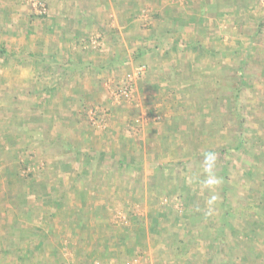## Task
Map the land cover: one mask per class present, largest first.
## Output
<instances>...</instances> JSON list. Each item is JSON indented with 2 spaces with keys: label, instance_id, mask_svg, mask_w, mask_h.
Segmentation results:
<instances>
[{
  "label": "rangeland",
  "instance_id": "obj_1",
  "mask_svg": "<svg viewBox=\"0 0 264 264\" xmlns=\"http://www.w3.org/2000/svg\"><path fill=\"white\" fill-rule=\"evenodd\" d=\"M39 1L46 5L45 1ZM186 1L193 4L192 2L197 0H184ZM259 4L257 10L264 12V0H260ZM24 5L37 18L47 14V5L43 14L36 13L38 10L35 11L27 4ZM149 13L147 10L140 11L138 17L143 25L148 22ZM261 16L264 17V14ZM251 30L249 29L248 35L251 34ZM229 42H227L228 46L233 48L234 43L231 39ZM236 42L239 43L240 50L242 49L239 54L225 52L214 58L207 57V65L213 63V66L207 70L206 93L207 98L212 99V102H207L205 95L199 92V99L202 98L204 102L194 103V109L199 114L207 112V119H190L193 121L192 125L201 130L198 133L195 127L186 128L189 120L185 118L168 119L165 111L157 106L159 102L150 97L153 95L147 94L145 98L144 92H139L140 82L147 71L145 64L141 63L146 71L136 83L137 89L131 103H127L124 99L115 101L113 96L116 90L113 89V83L125 74L133 72L138 65L128 70L110 71L105 79L106 87H103L101 99H95L87 106L86 113L84 112L87 114V120L81 116L77 124L82 123L85 130L89 131L88 135L92 134V143L100 147L106 146L105 135L109 134L110 127L119 129V132L123 130L124 134L133 136V144H137L138 147L141 145V151H145L142 155L143 163H147L142 170L126 168L122 175L116 173L115 176L120 178L128 177L127 183L116 187L115 184L111 186L110 182L103 183L100 193L92 195L91 198L89 194L84 195L81 202L86 206L80 208L83 224L81 226L79 224L76 228L72 218L75 214L73 210L80 204L79 197L75 191H70L65 185L55 188V181L57 172L64 174L63 171L66 170L58 165L59 158L71 160L70 155L61 156L62 149L58 145L65 144L67 140L78 142L76 137L79 135L77 134L79 125L74 127L76 124L70 123L71 120L67 122L68 124L61 120L53 124L56 126L54 130L52 129L53 132L46 128L48 117H45V114L52 115L49 118L51 121L55 113H45V97H43L45 71H2L3 82L4 80L14 82L13 79L23 75V79H29L34 75L33 79L40 80V83L34 85L33 96L24 93L20 95V87L17 88V95L10 96L8 94L10 87L3 83V95L0 97V136L4 135L2 163L13 171L16 170L19 160L26 161L36 175L31 181H25L27 184L23 181L21 188L17 182L0 176V235L2 236L5 231L4 218H6L8 223L11 221L18 224L20 244L34 240L33 233L31 234L26 227L25 219L18 215L20 209L16 206L18 203L14 201V196L19 191L28 193L26 203L40 212L37 214L41 219L32 222L45 224V234L50 242L47 245L50 246L48 250L52 251L56 247L54 242L61 241V246L66 247L67 251L63 252L60 249L62 253L58 255H76L77 257L74 258L76 262L73 264H184V261H176L173 258L175 254H179L177 257L185 258L188 253L186 246L190 233L184 222L187 218L185 213L186 208L195 204L197 195L199 196L197 206L206 203L207 211L210 212L207 216V224H212V231L218 233L220 224L227 221L237 223L238 227H245L243 232L246 233L239 231L237 237L240 234L248 235L246 229L251 227V221L259 218L258 214L264 216V26L253 38H246L244 35ZM88 45L96 51L105 48L102 38L96 35L88 39ZM232 92L237 93L236 102H231L230 98H221L224 95L229 96L230 93L232 95ZM172 104L171 112H182L179 111V104L177 106L175 102ZM221 104L230 107V111L219 112L218 108ZM54 105L53 107L57 109L58 103ZM143 116L145 121L138 125L134 123L135 119L141 120ZM155 116L159 117L156 121L153 120ZM91 117L104 122L105 127L97 128L90 124ZM147 127L150 133L145 134ZM101 139L104 140L103 143ZM83 141L87 143V140ZM234 144L240 145L241 148L237 151H229L231 154H222V150ZM66 147L68 152L69 148H75L77 145ZM208 151L213 152L212 155L215 157L210 172L205 171L204 163ZM75 170L65 172L72 178L81 180L91 176L94 178L95 171H98L94 167L85 169L84 173H81L82 170L79 168L78 171ZM210 176L215 177L219 183L206 187L204 182ZM99 186L101 187V184ZM45 192H56L62 194L61 198H65L61 206L55 208L56 213L50 211L54 209L53 198L46 197ZM128 192H131V197L126 195ZM40 194V199H36ZM201 196L207 198L201 199ZM105 203L110 207L107 210L111 211L109 214L97 210V213L89 211L90 208L94 210L96 205ZM83 210L86 212L83 213ZM165 211L167 215L158 224L154 218H157V214L158 217L161 216ZM225 212L228 214L222 217ZM50 214H54L52 221L48 220ZM176 215L181 217L179 221L176 220ZM13 216H17L18 219L14 220ZM44 219L45 223H42ZM259 223L262 226L260 231L262 234L257 232L249 239L256 244L263 240L260 246H264V223L261 221ZM43 234L44 232H41V236ZM227 234L232 236L231 238L236 237L231 235L230 231ZM135 238L140 242L139 246L134 248L133 253H129L127 250L131 248L127 249L126 242ZM117 240L118 243L123 242L121 243L123 248L116 247ZM180 243L181 252L177 253ZM255 250L257 253L262 252L261 249ZM20 251L16 250L6 258H2L0 253V264H10L9 261L14 255L18 257L22 254ZM115 252L118 253H116L117 257L111 258L110 255ZM40 255L44 256L45 250L41 251ZM87 255L97 259L85 261ZM59 260L62 261L63 257H59Z\"/></svg>",
  "mask_w": 264,
  "mask_h": 264
},
{
  "label": "crops",
  "instance_id": "obj_2",
  "mask_svg": "<svg viewBox=\"0 0 264 264\" xmlns=\"http://www.w3.org/2000/svg\"><path fill=\"white\" fill-rule=\"evenodd\" d=\"M43 1L47 5V14L37 18L21 0H0V97L3 95V83L10 87L8 91L10 96L17 95L19 87L20 95L24 93L33 96L34 85L40 83V80L33 79L34 75L29 79H23V75L13 79L14 82L11 80L3 82L2 71H45V93H43L45 113H55L51 121L49 118L52 115L45 114V117H48L46 128L54 130L56 126L53 124L61 120L64 123L71 120L70 123L76 124L74 127L79 125L77 126L79 135L76 137L78 140L74 139L78 142L67 140L61 145L57 142L62 149L61 156L71 157V160L59 158L58 165L66 168L65 171L71 169L78 171L79 168L82 170L81 173H84L85 169H93V167L98 171H95L94 178L90 175L91 177L81 180L72 178L65 171L64 174L57 172L55 188L65 185L70 191H75L79 197L80 204L73 213L86 206L81 202L84 195L89 194L91 198L92 195L100 193L103 183L110 182L111 186L115 184L116 187L128 182L126 180L128 177L120 178L115 176L116 173L122 175L126 168L142 170L147 163H143L142 155L145 151H141V145L138 147L137 144H133V136L124 134L123 130L119 132V129L110 127L108 129L110 135H105L106 146L101 145V148L92 143L91 132V135H88L89 131L85 130V126L82 123L77 124L81 116L87 120L85 114L87 106L95 99H101L103 87H106L105 79L110 71L128 70L141 63L145 64L147 71L140 82L139 92H144L142 94L145 98L147 94L153 95L150 97L159 102L157 106L165 111L168 119L185 118L189 120L188 123L185 122L186 128H194L192 120L207 119V112L199 114L194 109V103L204 102L202 98L199 99V92L205 95L207 102H212V99L207 98L206 93L207 70L213 66V63L207 65V57L214 58L225 52L239 54L242 49L240 50V45L236 41L242 39L244 35L246 38H253L264 26V17L261 16L264 12L257 10L260 7V0H197L192 2L193 4L184 0ZM141 10L150 12L145 25L138 17ZM249 29L252 30L248 35ZM95 35L102 38L105 48L96 51L88 45V39ZM230 39L234 43L233 48L227 44ZM222 97L230 98L234 103L237 100V93L232 92V95L230 93L229 96ZM153 99L151 100L154 101ZM56 102L57 109L53 107ZM174 102L176 106L180 105L179 111L182 112H171L170 108ZM226 107L221 104L218 111L227 110ZM194 129L197 133L201 131L196 127ZM145 130V134L150 133L149 127ZM83 140H87V143ZM100 141L103 143L104 140ZM69 145L73 147L77 145V147L69 148L66 152V146ZM85 153H88V158L84 157ZM71 162L72 164H68ZM130 193L126 195L131 197ZM48 196L54 200L57 198L62 203L65 200L64 197L61 198L62 194L56 192L47 193L46 197ZM204 198L201 196V199ZM195 199V204L186 208L187 218L185 217L184 220L190 233L186 246L188 253L185 258L177 257L179 254H175L174 260L184 261V264H264V246H260L263 240L256 244L249 239L257 232L261 233L262 226L259 222L264 223L262 214H258L259 218L251 221V227L246 229L248 235L240 234L237 237L239 231L243 232L245 227H238L237 223L227 221L220 224L219 232L216 233L212 231V224H207V216L210 212L207 211L206 203L197 206L199 196L197 195ZM99 205H96L94 210L90 208L89 211L97 213V210L106 215L111 212L99 209ZM50 211L56 213L57 210L50 209ZM36 213L40 212L36 211ZM226 214L228 212L220 215L223 217ZM25 223L30 231L44 232V239L31 240L30 243L23 245L18 242L19 246L25 247L23 249L25 253L18 257L14 255L9 261L10 264L76 262L74 259L76 255H58L62 253L60 249L63 252L67 251L66 247L61 246V241L54 242L56 247L52 251L48 250L50 246L47 245L50 242L48 240L45 244V224ZM42 223H45V219ZM207 226L210 228L208 229ZM228 231L236 237L228 236ZM1 242L4 246L3 241H0V245ZM121 243L123 242L118 243L117 240L116 247H122ZM31 247L39 249L35 251L34 256L29 257L27 252L32 249ZM181 247L180 243L177 253L181 252ZM254 248L261 249L262 252L257 253ZM43 250H45L44 256L40 255ZM116 253L111 254L110 257H117L118 253ZM9 256L2 255V258ZM59 257H63V260L58 261ZM86 257L85 261L97 259L96 257L92 259L90 255Z\"/></svg>",
  "mask_w": 264,
  "mask_h": 264
},
{
  "label": "trees",
  "instance_id": "obj_3",
  "mask_svg": "<svg viewBox=\"0 0 264 264\" xmlns=\"http://www.w3.org/2000/svg\"><path fill=\"white\" fill-rule=\"evenodd\" d=\"M227 110L230 111V107H228ZM3 136H4L3 134H2V136H0V137H2V138H0V168H1V172H0L1 175L0 176H2V178L4 177L6 179L10 178V180L12 182H14V181L17 182L18 185H19V188H21L23 181L24 182L25 181H31V179L35 178L36 173H35V171L32 170V168H30V164H28V162H26V161H20L19 160L18 163H17L18 166L16 167V170L15 169L13 170L14 172L12 170H10L7 166L5 167L3 165L2 159H1L2 152L4 151V146H2L4 144ZM240 148H241L240 145H237V144L235 145L234 144V146L232 145V146H229L226 149L222 150V154L223 155H227V153H230L229 151H237ZM207 153L208 154L209 153L212 154L213 152L208 151ZM84 157L88 158V153H85ZM223 157L225 158V156H223ZM2 166H3V169H2ZM11 173H12V175H11ZM23 185H25V184H23ZM30 187H32V186H30ZM30 189L33 191L32 188H30ZM32 191H30V193ZM47 193L48 192H45V196L47 195ZM27 195H29V194L28 193H24L22 191H19L17 193V195L14 196V201H16V204L18 203L16 206L18 207V209H20V211H19L20 213L18 212V215L23 217V219H25L24 221L27 222V223L28 222H32V221L37 220V219L40 220L41 217L39 216V214H37L36 211L34 209H32L30 204L26 203ZM40 197H41V194L36 199H40ZM61 204H62V202L57 200V198H55V200L53 199V207H54V209L57 208L58 206H60ZM109 208L110 207L106 203L99 205V209H103V210L107 211ZM54 209L52 208L51 210H54ZM83 213H84V210H83ZM81 214H82V212L80 210H76L75 214L73 215L72 219H73V222L75 223V228L79 224H80V226H81V224H83L82 220H81L82 217L80 216ZM53 215L54 214L48 215V218H49L48 220L52 221L53 220ZM166 215H167V211H165L159 217H158V214H157V218H154V220L157 221L158 224H160L161 223L160 221H162V218L164 216H166ZM17 216H13L14 220L18 219L19 216L18 217ZM176 216H177L176 220H178L180 217H179V215H176ZM4 221H5V229H4L5 231L2 233V236L0 235V241H3L4 246L2 245V242H1L0 253L2 255H10V253L12 254V253L16 252V250H21L20 252L25 253L23 251L24 248L19 246V243H18L21 240V238L19 236L20 235V230H15V229H17L18 224L14 223V222H11V221L10 222L12 224L10 222L8 223L6 218H4ZM31 233H33V237H34L35 241H43L44 237L41 236V232H38L37 230H31ZM47 241H48V238H47V235L45 234V244L47 243ZM139 243L140 242L137 241V238H135L133 240H130V242H126L127 249L131 248V249H128L127 251L129 253H133L134 248H137L139 246ZM37 249H39V248L33 247L31 250H29L27 252V253H29V257L34 256L35 255V251H37Z\"/></svg>",
  "mask_w": 264,
  "mask_h": 264
},
{
  "label": "built area",
  "instance_id": "obj_4",
  "mask_svg": "<svg viewBox=\"0 0 264 264\" xmlns=\"http://www.w3.org/2000/svg\"><path fill=\"white\" fill-rule=\"evenodd\" d=\"M24 4L29 5L32 9L36 11L38 14H43L44 10L46 11V5H44L39 0H21ZM45 8V9H44ZM146 68L143 65H138L134 68V71L125 74L123 77H121L116 83H113V89L116 90V94H114L113 98L115 101H121L124 99L127 103H131L133 101V96L136 92V83L139 79L142 78V76L145 74ZM113 95V94H112ZM91 115V114H90ZM145 119V116H143L140 120V118L135 119L134 123L138 125V123H141ZM159 117L155 116L153 118L154 121L158 120ZM90 123L97 128H104L105 124L102 121H98V119H94L91 117L89 120ZM94 127V128H96Z\"/></svg>",
  "mask_w": 264,
  "mask_h": 264
},
{
  "label": "clouds",
  "instance_id": "obj_5",
  "mask_svg": "<svg viewBox=\"0 0 264 264\" xmlns=\"http://www.w3.org/2000/svg\"><path fill=\"white\" fill-rule=\"evenodd\" d=\"M204 163H205V171L210 172L211 168L213 167L215 163V157L211 153L207 154L205 156ZM204 183L206 187H211L215 184H218L219 181L215 177L210 176L208 179L205 180Z\"/></svg>",
  "mask_w": 264,
  "mask_h": 264
}]
</instances>
